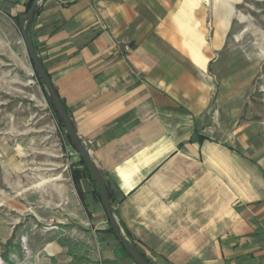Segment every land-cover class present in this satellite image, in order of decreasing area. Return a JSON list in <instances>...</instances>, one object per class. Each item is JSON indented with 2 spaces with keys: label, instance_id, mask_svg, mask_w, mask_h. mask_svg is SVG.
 Instances as JSON below:
<instances>
[{
  "label": "crops",
  "instance_id": "crops-1",
  "mask_svg": "<svg viewBox=\"0 0 264 264\" xmlns=\"http://www.w3.org/2000/svg\"><path fill=\"white\" fill-rule=\"evenodd\" d=\"M29 1L0 11L19 21ZM242 1L45 0L32 22L117 219L152 264H264V113L251 107L264 55L242 42ZM74 188L41 191V204L24 191L23 215L0 205L2 264H137L89 175Z\"/></svg>",
  "mask_w": 264,
  "mask_h": 264
},
{
  "label": "rangeland",
  "instance_id": "rangeland-1",
  "mask_svg": "<svg viewBox=\"0 0 264 264\" xmlns=\"http://www.w3.org/2000/svg\"><path fill=\"white\" fill-rule=\"evenodd\" d=\"M242 42L256 41L264 55V0H243ZM229 70L228 68L226 69ZM252 108L264 113V57L254 81ZM264 143V134L261 135ZM79 154L63 136L54 111L35 78L22 39L18 20L0 11V205L7 214L23 215L24 191H33L41 204V191H51L45 199L57 200V191H75L71 169ZM16 191L19 192L17 197ZM17 203L18 212L11 209ZM30 204V203H29ZM23 211V212H22Z\"/></svg>",
  "mask_w": 264,
  "mask_h": 264
},
{
  "label": "water",
  "instance_id": "water-1",
  "mask_svg": "<svg viewBox=\"0 0 264 264\" xmlns=\"http://www.w3.org/2000/svg\"><path fill=\"white\" fill-rule=\"evenodd\" d=\"M44 1L45 0H34L30 9L26 13H24L19 19L22 39L25 44L29 59L32 63L34 73L36 72V74L40 78L50 101L52 102L57 111V114L60 118L62 125L64 126L66 133L70 137L73 148L85 161L88 168L90 169V172L94 180L96 181V184L100 191L102 205L106 211V215L118 241L137 264H152L141 253V251L131 241V239L125 234V231L121 227L116 216L114 204L109 196L108 188L105 183L103 173L95 164L89 146L85 144V142L77 133L76 126L66 108V105L62 101L57 89L55 88L51 76L45 68L39 56V53L35 47L30 30L34 17L40 10Z\"/></svg>",
  "mask_w": 264,
  "mask_h": 264
},
{
  "label": "trees",
  "instance_id": "trees-1",
  "mask_svg": "<svg viewBox=\"0 0 264 264\" xmlns=\"http://www.w3.org/2000/svg\"><path fill=\"white\" fill-rule=\"evenodd\" d=\"M33 1H34V0H30V1L28 2L27 7H26V8H27V9H26V12L30 9V7H31V5H32V3H33ZM38 12H39V11H38ZM41 60H42V59H41ZM35 78H36L37 82L39 83L40 87L42 88V91H43V93H44V95H45V98H46V100H47V102H48L50 108H51V109L54 111V113H55V116H56L57 121H58V125H59V127H60L61 132L63 133V136L65 137L66 141L72 146V143H71L70 137H69L68 134L66 133V131H65V129H64V126L62 125V123H61V121H60V118H59V116H58V114H57V111H56L54 105L52 104V102L50 101V99H49V97H48V95H47V93H46V91H45V89H44V87H43V84H42L40 78L38 77V75L36 74V72H35ZM62 101H63V99H62ZM63 102H64V101H63ZM64 104H65V103H64ZM66 108H67V107H66ZM67 110H68V109H67ZM201 139H202V138H201ZM77 164H82V165H83V167H84V172H83V170H81V169H79L78 167H76ZM84 173L88 174L89 177H90V178L92 179V181L94 182L95 187H96V190H97V193H98V196H99V198L101 199L100 191H99V189H98V186H97V184H96V181L94 180V178H93V176H92V174H91V172H90V169L88 168L87 164H86L85 161L80 157V161H79V163H72V169H71L72 180H73V183H74V185H75L77 191L79 192V194H80L81 191H82L81 188H80V179L82 178V176H83ZM105 183H106V181H105ZM106 185H107V188H108L109 196H110V198H111V200H112V202H113V204H114L115 201H116V198H115V196L113 195V193H112V191L110 190V188H109V186H108L107 183H106ZM109 224H110V222H109ZM121 227H122V225H121ZM122 228H123V227H122ZM123 230H124V229H123ZM110 231H112V232L114 233V230L112 229L111 224H110ZM124 231H125V234H126L128 237H130L129 234H128V232H127L126 230H124ZM114 235H115V234H114ZM131 241L134 243V241H133L132 239H131ZM134 244H135V243H134ZM135 245H136V244H135ZM136 246H137V245H136ZM137 248H138V247H137Z\"/></svg>",
  "mask_w": 264,
  "mask_h": 264
},
{
  "label": "built area",
  "instance_id": "built-area-1",
  "mask_svg": "<svg viewBox=\"0 0 264 264\" xmlns=\"http://www.w3.org/2000/svg\"><path fill=\"white\" fill-rule=\"evenodd\" d=\"M0 264H2V262H0Z\"/></svg>",
  "mask_w": 264,
  "mask_h": 264
}]
</instances>
